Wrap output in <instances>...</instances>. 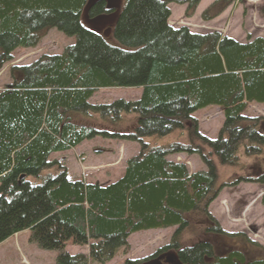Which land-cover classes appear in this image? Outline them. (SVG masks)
I'll return each instance as SVG.
<instances>
[{
	"label": "trees",
	"instance_id": "obj_1",
	"mask_svg": "<svg viewBox=\"0 0 264 264\" xmlns=\"http://www.w3.org/2000/svg\"><path fill=\"white\" fill-rule=\"evenodd\" d=\"M117 1L0 0V69L51 30L74 38L59 55L12 66L0 90V244L28 231L39 250L58 253L54 264H108L119 251L122 264H264L262 246L223 231L208 211L223 186L218 165L236 169L264 154V118L244 116L249 105H264V40L169 25V4L185 6L189 19L201 0ZM237 1L215 0L200 19L210 22ZM83 18H113L110 34ZM118 88L140 95L90 104L97 91ZM209 107L223 117L214 140L192 118ZM98 137L138 146L110 184L68 178L51 160ZM178 154L196 155L205 171L167 160ZM241 182L262 186L264 171L232 185ZM167 229L169 244L126 258L130 236ZM68 246L87 254H68Z\"/></svg>",
	"mask_w": 264,
	"mask_h": 264
},
{
	"label": "rangeland",
	"instance_id": "obj_2",
	"mask_svg": "<svg viewBox=\"0 0 264 264\" xmlns=\"http://www.w3.org/2000/svg\"><path fill=\"white\" fill-rule=\"evenodd\" d=\"M213 1L215 0H201L189 19L184 17L185 6L169 4V25L175 29L185 27L191 33L198 35L217 32L238 43H246L255 38L264 40V18L260 16L264 0H238L214 20L203 22L200 14ZM115 5H118L117 0H113V7ZM112 21L113 18L106 21L100 19L98 23L89 22V24L87 19L83 18V24L95 30L100 29L103 32L105 30L103 28L107 26L105 35L110 34ZM73 44L74 38L65 37L51 30L36 47L16 49L12 61L0 69V90L11 83L9 69L12 66L28 65L44 54L59 55L66 47ZM139 93L137 89H104L97 91L89 102L93 105L110 104L116 100L132 102L136 101ZM244 116L264 118V105H249ZM192 118L197 121L198 131L200 129L211 140L216 138L223 122L221 111L217 107L198 111L193 114ZM172 138L175 139V137ZM137 153V144L98 137L85 141L70 151L55 153L51 156V160L61 162L71 179H82L90 184L107 185L121 177L126 160ZM168 159L185 163L189 173L205 171L204 164L196 155L178 154L169 156ZM260 168L263 172L264 154L259 158H242L236 169L218 165V181L223 186L208 211L223 231L230 234L243 233L249 240L264 248V208L261 204L264 199V185L245 182L232 185L233 180L239 176L259 174ZM172 233L173 229H167L141 232L130 236L126 258L149 257L157 249L169 244ZM29 237V232L25 231L0 244V264H54L58 253L39 250L29 241ZM80 251H87V249L68 246L65 250L68 254H80ZM123 256L119 251L108 264H122ZM168 259L173 261L175 257L170 253Z\"/></svg>",
	"mask_w": 264,
	"mask_h": 264
},
{
	"label": "crops",
	"instance_id": "obj_3",
	"mask_svg": "<svg viewBox=\"0 0 264 264\" xmlns=\"http://www.w3.org/2000/svg\"><path fill=\"white\" fill-rule=\"evenodd\" d=\"M140 92V91H139ZM139 95H140V93H139ZM139 95H138V97H139ZM137 97V98H138ZM199 133L201 134V135H203V136H205L202 132H201V130L199 129ZM206 137V136H205ZM151 142H153V140H151ZM128 160V159H127ZM167 160L168 161H172V160H169L168 159V157H167ZM101 186H104V185H101ZM129 240V239H128ZM78 248V247H77ZM79 249H81V248H79ZM77 253H79V252H77ZM69 254H71V253H69ZM74 254H76V253H73V254H71V255H74ZM80 254H83V255H86L87 254V251H80Z\"/></svg>",
	"mask_w": 264,
	"mask_h": 264
},
{
	"label": "flooded vegetation",
	"instance_id": "obj_4",
	"mask_svg": "<svg viewBox=\"0 0 264 264\" xmlns=\"http://www.w3.org/2000/svg\"><path fill=\"white\" fill-rule=\"evenodd\" d=\"M108 2H109V6L113 7V5H112L113 4V0H108ZM154 264H159V263H154Z\"/></svg>",
	"mask_w": 264,
	"mask_h": 264
}]
</instances>
